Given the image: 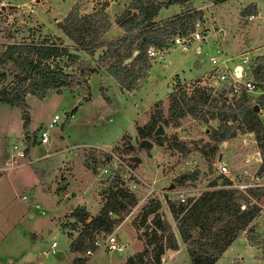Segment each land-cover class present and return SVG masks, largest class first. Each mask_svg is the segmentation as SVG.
Instances as JSON below:
<instances>
[{"label":"rangeland","instance_id":"rangeland-1","mask_svg":"<svg viewBox=\"0 0 264 264\" xmlns=\"http://www.w3.org/2000/svg\"><path fill=\"white\" fill-rule=\"evenodd\" d=\"M198 2L195 0L194 5ZM104 3L108 5L105 12L109 20L114 21L130 0H0V47L45 43L76 53L58 24L71 11L83 16ZM250 4L257 10L251 21L250 16L240 14ZM174 6L162 8L158 19L172 15L177 10ZM201 15L208 37L206 43H199L201 54H195L196 44L188 52L168 45L163 60H149L150 69L135 90H121L110 75L97 72L79 88L48 91L43 98L27 96L26 111L0 103V264H72L75 255L69 245L84 231L85 224L72 218L71 213L77 208L85 209L88 223L101 210L107 192L116 187L136 195V205L123 216H111L117 223L109 233L99 236L114 234L123 250L110 253L100 249L89 258L85 256L84 264H125L135 254L148 261L156 254L155 245L161 235L157 231L152 240L156 231L152 215L144 221L142 209L151 201L160 202V219L167 220L177 234L168 204L179 201L180 193L187 198L186 204L208 190L211 183L225 184L227 177L216 167L219 155L236 182H247L250 174L261 167L264 157L255 135V144L251 137L237 131L234 138L218 145L209 136L210 130L220 126L218 120L203 123L188 116L178 126L163 124L168 118L169 94L180 93L206 74L212 67L210 57L226 59L222 67L228 73L242 66L245 78L254 86L247 94L252 104L257 105L256 99L264 93L255 75L260 66L257 58L264 55V0H227ZM119 33L112 26L110 34ZM97 53L91 58L77 52L81 60L92 65ZM241 60L247 62L243 64ZM51 67L78 72V63L70 65L65 56L51 61ZM18 76L12 64L2 66L0 91L13 88ZM74 109L76 112L70 117ZM158 111L160 118L153 129L158 123L163 126L165 134L158 137L161 146L137 132ZM24 114L29 120L26 136ZM54 116L59 121L48 129ZM258 116L264 120L262 110H258ZM46 129L49 142L41 145L40 133ZM142 140L152 142L153 148L139 147ZM14 146L18 151L24 150V157L13 158L10 164L9 157L16 153ZM214 146H218V153L212 157ZM133 157L141 162H131ZM184 176L188 178L181 186L178 183ZM253 201L248 198V203ZM257 204L264 211V198ZM252 227L262 235L263 244L251 249L242 234L220 264H264V212ZM53 242L57 244L54 253L49 250ZM46 251L48 255L43 254ZM165 262L192 264L184 247L176 256L165 257Z\"/></svg>","mask_w":264,"mask_h":264},{"label":"trees","instance_id":"trees-1","mask_svg":"<svg viewBox=\"0 0 264 264\" xmlns=\"http://www.w3.org/2000/svg\"><path fill=\"white\" fill-rule=\"evenodd\" d=\"M192 0H130L128 6L119 14L114 24L123 34L119 37L107 38L112 28L107 13V3L101 5L87 15H77L74 11L58 24L63 35L74 45L73 50L67 47L41 44H8L0 47V68L12 64L18 76L13 88L0 91V103L26 111V97L36 96L43 98L48 91L60 92L62 89L79 88L86 85L89 77L99 71L110 75L121 90L132 91L143 81L150 69L147 50L150 46L163 48L168 39L177 34H185L190 30L192 23L200 19L202 13L191 8ZM227 0H219L218 3ZM178 5L182 13L167 21L157 23L155 18L162 8ZM241 16L257 15L256 6L250 4L240 12ZM77 52H83L94 58L99 52L93 65L81 60ZM65 56L70 65L78 63V72L67 73L61 68H52L51 61ZM260 63L255 72L256 79L261 83L264 92V55L257 58ZM3 76V75H2ZM226 93L214 91L211 88H196L190 96L184 91L171 92L168 96V118L163 121L165 126H178L179 121L186 117L207 123L209 120H218L220 126L210 130L212 142L218 145L235 137L236 132L253 134L256 137L259 149L264 157V120L258 116L259 110L264 112V93L257 99V105L250 102L249 96L243 93L239 98H228ZM215 96V97H214ZM76 112L72 110L70 117ZM160 118L156 112L149 123L137 128L139 136L148 137L157 146H161L160 138H153L154 126ZM24 121L23 130L27 135V123ZM218 146L211 148L210 154L215 157ZM261 170H264V160ZM187 176L179 181L185 183ZM229 184L226 180L225 184ZM216 183L209 185V189L188 203L175 201L168 204L171 218L175 224V234L167 220H161L158 211L161 208L159 201L151 203L142 209L146 216L152 215V225L156 229L152 233V240L156 239V232L161 235L155 245L156 254L148 261H144L141 254L128 257L125 264H162L161 256L166 251H178L177 235L187 247L192 264H215L229 246L242 234L251 247L259 248L263 244L261 234L252 227V223L259 215L261 208L257 204L264 198L263 189H254L248 192L249 197L231 189H216ZM115 189V190H114ZM110 189L107 192L104 204L96 217L88 223V213L85 209L77 208L71 217L85 224L82 231L69 245V250L75 255L72 264H84L85 252L93 248L94 236L100 233H109L117 223L111 216L120 217L127 213L128 208L136 205L137 196L121 188ZM254 201L248 203V198ZM246 203V210L240 211V204ZM111 213V215H110Z\"/></svg>","mask_w":264,"mask_h":264},{"label":"built area","instance_id":"built-area-1","mask_svg":"<svg viewBox=\"0 0 264 264\" xmlns=\"http://www.w3.org/2000/svg\"><path fill=\"white\" fill-rule=\"evenodd\" d=\"M219 0H202V5L196 9L195 11L200 12L202 10H207L210 7L216 6ZM254 17L250 16L248 18L249 21L253 20ZM207 28L204 26V19L202 20L197 19L195 20L190 30L185 34H177L172 39L170 44H166L163 48H159L156 46H150L147 50V58L151 60L155 59H164L165 51L168 48V45H172L178 49H180L183 52H188L190 46L194 47V52L196 55L201 54V46L199 43H206L207 40ZM219 53V52H218ZM221 54V53H220ZM243 64H245L246 60H241ZM209 62L212 64V67L207 71L206 74L201 76L199 79L193 81L192 83L188 84L183 91L187 96H190L194 89L196 88H211L214 91H219L220 93H226V97L230 98H239L243 93L249 94L253 90V83L245 78V73L242 68V66L236 67L232 73L227 72V68H223L222 66H225L227 60L223 59L221 61H218L215 57H210ZM239 69V70H237ZM219 85L221 87L219 89L217 88ZM59 121L58 116H54L51 120L50 124L48 125V129L53 128ZM48 129L42 131L40 133V141L39 143L41 145L48 144L49 140V133ZM246 137L252 138V141L255 142V139L253 138V134H245ZM246 144V141L244 142ZM13 150L16 151L15 156L9 157L7 163L12 164L13 158H23L24 157V150L18 151V148L16 146L13 147ZM110 152V151H109ZM111 154V152H110ZM258 156V155H257ZM254 158V157H253ZM260 161V160H259ZM262 164V161H260V165ZM217 169L219 170V173L225 177H227L226 180H228L229 184H216V189H231L238 191L245 196L249 197L248 192L250 190L254 189H263L264 190V170H261L260 167L254 171L252 174H250L249 180L246 182H236L233 178H231L228 175V166L225 161L222 159L217 162L216 164ZM179 201L181 203H184L187 198L184 196V194L180 193L179 195ZM25 199V198H23ZM246 210V204L241 203L240 204V211ZM111 215V213H110ZM100 234H96L94 236V242H93V248H89L86 250L84 256L91 257L96 252H99L100 249L106 250L110 253H119L122 252L123 246L120 244L118 238L114 234H108L103 235L100 237ZM57 248V244L53 242L50 245V251L52 253L55 252V249ZM49 251L44 252V255H48Z\"/></svg>","mask_w":264,"mask_h":264},{"label":"crops","instance_id":"crops-1","mask_svg":"<svg viewBox=\"0 0 264 264\" xmlns=\"http://www.w3.org/2000/svg\"><path fill=\"white\" fill-rule=\"evenodd\" d=\"M194 1H195V0H192V1H191V8L194 9V10H196V9H198V8L202 5V0H199L198 4H196V5H194ZM111 6H112V5H111ZM172 6H173V5H172ZM172 6H170V7H172ZM216 6H217V5H216ZM216 6L210 7V8H208L207 10L210 11V9H212V8H214V7L216 8ZM174 7H177V10H176L172 15H170V16L164 18V19H158V17H156V18H155V22H157V23H161V22L167 21V20H169V19H171V18H173V17H175V16H178V15H180V14L182 13L180 6L175 5ZM200 12H201L202 14H204L205 10H202V11H200ZM208 13H209V12H208ZM209 14H210V13H209ZM259 15H260V14H259ZM253 17H254V16H253ZM202 18H204V16H202ZM207 19H209V15H208ZM254 19H255V17H254ZM110 22H111V24H112V26H113V29H114V30H117V31L120 32V33H119V34H113V35H112V34H110V32H109L107 38L111 39V38H114V37H119V36H121V35L123 34L122 30L114 24V21H110ZM209 24H210V23H209ZM97 54H99V53H97ZM99 72H103V71H99ZM88 83H89V80H88ZM259 206H260V208H261V211H260V213H259V215H260V214H262L264 211L262 210L263 207H262L261 205H259ZM259 215H258V216H259ZM258 216H257L256 218H258ZM256 218H255V219H256ZM176 237H177V242H178V248H179V250H178L177 252L166 251V252H165V255H164V260H163V263H162V264H165V263H166V262H165V257H167V256H171V257L176 256L177 254L180 253V251L183 249V247L186 249L187 253L189 254L187 247L182 243V241L180 240V238H179L178 236H176ZM241 238H243V237H241ZM243 240L248 244V242L246 241V238H245V239L243 238ZM233 245H234V244L232 243V244L229 246V248L225 251V253L221 256V258H220L215 264H220V263H221L223 256H224V255H225V254L231 249V247H232ZM182 246H183V247H182ZM248 246H249V248L254 249V247H251L249 244H248ZM255 249H256V248H255ZM96 253H97V252H96ZM96 253H95V254H96ZM95 254H94V255H95ZM189 257H190V256H189ZM235 263H236V262H235ZM237 264H241V263L238 261Z\"/></svg>","mask_w":264,"mask_h":264},{"label":"water","instance_id":"water-1","mask_svg":"<svg viewBox=\"0 0 264 264\" xmlns=\"http://www.w3.org/2000/svg\"><path fill=\"white\" fill-rule=\"evenodd\" d=\"M237 70H239V69H237ZM79 105H80V103H79ZM254 108H255L256 111L259 110L258 106H255ZM23 119H24V121H26L28 119V115L24 114ZM164 134H165V132H164L163 126L162 125H158V128L153 133V138H158L160 136H163ZM139 147H142V148H144L146 150H150V149L153 148V143L150 142L149 140H142L139 143ZM221 159H222V155H219L217 160L220 161ZM130 161L134 162L136 164H139L141 162L140 158H138V157H133V158L130 159ZM204 175L206 176V173H204ZM193 186H195V185H193ZM140 198H141V195L138 197V199H140Z\"/></svg>","mask_w":264,"mask_h":264}]
</instances>
